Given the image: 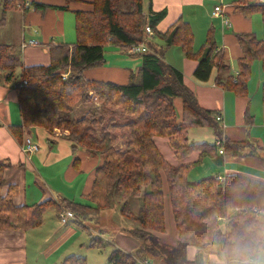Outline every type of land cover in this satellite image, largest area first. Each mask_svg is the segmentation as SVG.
<instances>
[{
	"label": "trees",
	"instance_id": "16d2710c",
	"mask_svg": "<svg viewBox=\"0 0 264 264\" xmlns=\"http://www.w3.org/2000/svg\"><path fill=\"white\" fill-rule=\"evenodd\" d=\"M71 1L78 0H66L56 8L68 10ZM121 3L122 0H91L89 9L73 10L75 39L71 43H48V64L23 66L20 49L0 43V78L4 82L14 81L22 118L21 125L10 129L14 137L21 141L25 127L42 126L48 131L58 127L67 131L65 137L72 152L83 149L100 160L93 171L91 188L85 194L88 202L67 198L56 202L48 198L15 205L16 185L9 184L6 192H1L7 163L0 159V229L35 227L41 224L47 208L57 212L66 208L82 221L86 214L89 218L92 214L98 216L112 207L114 201H120V214L136 225L128 232L136 238L138 246L134 251L113 248L104 264H197L188 257L187 247L204 249L212 244H219L227 261L255 260L264 251V181L237 172L226 174L223 181L214 175L195 181L188 179L189 169L203 158L222 157L216 145V140L222 137V126L216 118L217 111L199 104L182 72L163 59V49L157 48L152 38L165 47L177 45L185 57L196 60L193 71L196 81L213 80L238 96L248 93L255 60L264 72V39L253 31L235 34L240 54L236 57L237 71L232 73L224 49L215 44L212 27L194 50L192 28L182 17L160 31L156 25L164 16V9L145 14L142 0H130L128 8ZM231 4L234 12L245 16L259 13L264 25V4L255 0H232ZM31 5L29 2L26 6L25 0H0V16L7 10ZM147 22L152 37L145 32ZM142 42L147 50L139 53L140 65L137 71L130 72L126 82L84 76L86 69L103 64L107 46L127 50ZM261 91L264 95V82ZM94 96L100 109H89L84 116L73 118L75 104L88 102ZM177 97L181 99L180 114L174 105ZM248 115L246 112L249 119ZM199 126L212 128L213 142L189 138V130ZM118 134L126 137L122 148L115 146ZM155 136L168 139L179 161L193 152L199 153L198 160L169 163L155 144ZM246 142L247 139L226 138L224 153L237 155L238 148ZM77 161L75 158L74 163ZM164 182L177 230L174 245L154 235L165 231ZM59 264L89 263L83 256L71 254Z\"/></svg>",
	"mask_w": 264,
	"mask_h": 264
},
{
	"label": "crops",
	"instance_id": "0c3cea01",
	"mask_svg": "<svg viewBox=\"0 0 264 264\" xmlns=\"http://www.w3.org/2000/svg\"><path fill=\"white\" fill-rule=\"evenodd\" d=\"M90 1H71L68 4V10H63L56 7L63 6L66 0H25L26 6L29 2L32 5L28 8L19 7L7 10L0 16V43L13 44L20 49L23 66L48 64L50 61L48 43L58 42V38H62L64 11L73 13V10L89 9L91 7ZM142 2L145 14H148L150 10H165L164 16L156 25V28L160 31H164L178 17H182L188 22L194 35V50L199 48L206 37L207 30L212 27L215 44L218 48L224 49L229 63L230 60H236V57L240 54L236 33L253 31L259 38L264 39V33L260 35L252 26V17L255 13L245 16L234 12L231 4L232 0H147L146 9L144 8V0ZM256 2L257 0H255ZM39 4H45L49 7L42 9L38 7ZM217 4L225 6L222 15L225 14L229 19V26L222 24L221 16L212 15V11ZM55 22L59 24L58 28ZM152 39L157 48L163 49V59L182 72L184 82L195 92L199 104L204 108L220 113L221 120L219 122L222 126V137L220 139L223 142L226 138L230 141L244 139L248 141L244 147L238 148L237 155L226 154L224 151L219 153L222 154L219 160L212 159L218 163L215 164V167L211 166L212 162L209 157L203 158L199 164L189 169L188 178H190L191 171L195 167L208 161L207 172L211 171L210 175L225 176L228 173L237 172L264 181V95L261 91L264 74L259 72V64L255 67L253 74L251 72L247 95L238 96L233 91L214 84L213 80L208 83L196 81L193 77V71L197 64L196 60L185 57L181 48L177 45L165 47L160 40ZM117 48L118 51H110L111 57L104 52L103 64L86 69L84 76L92 80L126 82L130 72L137 71L141 57L139 54L130 53L128 49ZM236 71V69H233L232 73H236ZM90 101L77 102L73 108L72 116L75 118L84 116L88 109L87 104ZM92 104L97 105L95 102H92ZM18 105L14 81L4 82L0 78V159L7 163L4 169V184L1 192L4 194L9 184L16 185L17 193L13 197L15 205L37 203L48 198L56 202H60L63 198L79 203L88 202L85 194L91 188L93 171L100 160L83 149L72 152L68 139L69 144L67 145L57 144L54 138L65 137V135L56 137L53 131H48L42 126L23 128L21 141L24 140V134L31 135L30 128H36L31 135V139L38 145L37 151L31 154L24 153L21 149V141L17 140L10 130L13 125L22 124ZM174 105L176 112L180 114L181 99L179 97L174 99ZM246 112L249 114V119ZM46 133H49L51 137H47V145L42 146V137ZM214 139L215 135L213 141ZM154 142L163 157L171 164L194 163L199 158V153L193 152L183 161H179L175 157L166 137L155 136ZM168 145L171 149L168 148ZM60 149L62 150V156L58 155ZM75 158H78V161L74 163ZM62 161H64V164L61 166ZM199 174H201L200 171L196 172V175ZM80 175H86V178L85 182L79 185L81 182ZM162 178L165 177L162 176ZM163 195L165 203L167 195L165 182L163 184ZM49 209L55 211L53 217L45 221L43 215L41 224L35 227L24 230L0 229V264H57L63 257L71 254L76 255V252H79L84 245L87 244L88 246L90 231L85 232L87 228L80 218L75 217L71 210L64 208L73 214L64 223L60 221L59 211L57 212L54 208H48L46 211ZM104 211L101 213H104ZM113 211L115 210L111 209V212ZM170 211L171 208L170 210L165 209V231L154 232V234L162 242L174 245L177 240V230L174 225L172 211L171 213ZM114 217L119 220L117 214ZM71 221L74 223L73 225L70 224ZM50 222L52 224L49 230L54 232L46 237L42 236L43 224H49ZM119 222L126 227H136L132 221H130L131 225L124 220H119ZM82 223L84 226H82ZM121 229V227L116 226L114 233L116 234V231ZM56 232H59L58 236L55 234ZM98 234L95 236L96 239H99ZM112 240H108L107 245L110 246L111 250L116 247L122 249L117 245L115 239L112 238ZM135 246V241H132L128 247L122 250L133 251ZM219 248L222 252L221 247L217 244L209 245L200 250L189 245L187 255L190 259L195 260L197 264H264V251L262 256L258 255L253 261L233 262L224 259V261L219 262L216 258L218 255L214 253ZM83 255L87 258L85 253Z\"/></svg>",
	"mask_w": 264,
	"mask_h": 264
},
{
	"label": "rangeland",
	"instance_id": "374dc122",
	"mask_svg": "<svg viewBox=\"0 0 264 264\" xmlns=\"http://www.w3.org/2000/svg\"><path fill=\"white\" fill-rule=\"evenodd\" d=\"M129 1L130 0H122V6L124 8H128L129 6ZM147 0H144V8L146 5ZM146 9V8H145ZM253 18V24L252 26L255 27V30L257 33H260V35H262L264 33V26L261 22L260 19V15L259 13H255V15L252 17ZM56 27H59V24L57 22H55ZM75 39V32H74V14L71 11H64V19H63V35L62 38H58V42H65V43H71L73 42ZM56 42V41H55ZM57 43V42H56ZM117 47L119 46H115V45H110L108 47H106L105 49V53L111 57V53L110 51H114V50H119ZM121 48V47H120ZM259 64V61L255 60L253 65H252V74L255 71V67ZM230 69H237V62L236 60H230ZM260 67V64H259ZM231 70V71H232ZM259 72H261L262 74L263 71L261 70V68L259 69ZM97 98L94 96V101H90V103L87 104V110L89 109H100V103L96 100ZM92 102L97 103V105H93ZM73 112V111H72ZM73 118H75L74 116H72ZM80 118V117H78ZM44 128V127H43ZM36 130V128L32 129L30 128L31 131V135L32 133ZM47 130V129H46ZM53 132H63L66 130H62L58 127H54ZM51 131V132H52ZM49 134V133H48ZM47 133L45 134V136L42 137V146H46L47 142H46V138L47 137H51V135H48ZM214 132L212 130L211 127H204V126H199V127H194L191 128L188 132V136L190 139H194L195 141H203V139L207 140V141H212L213 142V136H214ZM119 139L118 141L115 143V146L118 148H122L124 146V141H125V135L122 134H118ZM54 141L57 144H69L68 140L66 137H61V138H54ZM21 141V145H22ZM168 148H170V146L168 145ZM59 156H62V150L60 149V153L58 154ZM73 157V156H72ZM98 158V157H97ZM99 159V158H98ZM210 161L212 162L211 166L215 167V164L217 165V161H213L212 159H210ZM64 164V161H62L60 163V165L62 166ZM209 167L208 161L204 162L202 165L195 167L190 174V178H188L190 181H195L198 180L202 177L208 176L211 174L210 172H207V168ZM200 171L201 174L196 175V172ZM214 171V170H213ZM85 178L86 175H80L79 179L81 180V182L79 183V185L83 182H85ZM224 180V179H223ZM223 180H219V181H223ZM119 205H120V201H114L112 207L110 208H106L104 213H101V215H95L92 214V217L89 218L88 215L86 214L85 216L87 217L86 219H83L81 222H84L85 226H86V230L85 232H88V230L90 231V239H89V244L87 246L84 245L82 247V249L79 252H76V255L79 256H83L87 262L89 264H104L106 263L107 260V255L109 254V252L111 251L110 246L108 245V240L109 241H113V239H115V242L117 243V245H119L122 249L128 247L129 244H131V242L135 241L136 246L135 248L138 246V242L136 241V238H134L129 232L128 229L130 227H126L124 225H122L119 220H124L127 222V224L131 222L128 220H125L122 215L120 214L119 211ZM48 209V208H47ZM108 209V210H107ZM111 209L115 210L113 212H111ZM136 202H134V207L133 210H136ZM165 209H169L170 210V205H169V201H168V195H166V202H165ZM46 211V210H45ZM53 212H55L52 209L47 210L46 212H44V218L45 221H48L49 219H51L53 217ZM99 213V214H100ZM171 213V211H170ZM109 214H112L111 216H108ZM115 214H117L119 220L114 217ZM53 222V221H52ZM52 222H50L49 224H43L42 227V236H47L48 234L53 233V230H49L50 226L52 224ZM70 224H74L72 221L70 222ZM82 226L83 223H82ZM116 226L121 227V230H117L116 234L114 233V231L116 230ZM99 229V231L97 232V230ZM99 233V234H98ZM57 236L59 235V232L55 233ZM96 234H98L99 239H95L94 237L96 236ZM155 235V234H154ZM156 236V235H155ZM93 240V245L91 244V241ZM52 241V240H51ZM177 241V240H176ZM71 242V241H70ZM219 245V244H217ZM91 246V247H90ZM134 248V249H135ZM109 250V252H108ZM200 250V249H199ZM87 251V252H84ZM126 251V250H125ZM132 251V250H130ZM134 251V250H133ZM83 253H85L87 255V258L85 255H83ZM214 253H216L218 256L216 257L217 260L220 261H224V256L222 254V252L220 251V248L217 249ZM259 256H262V253L259 254ZM65 257L62 258V260ZM62 260L60 262H62ZM60 262H58L57 264H59ZM236 262V261H233ZM231 263V262H230ZM146 264V263H145ZM203 264V263H200Z\"/></svg>",
	"mask_w": 264,
	"mask_h": 264
},
{
	"label": "built area",
	"instance_id": "2783aa9c",
	"mask_svg": "<svg viewBox=\"0 0 264 264\" xmlns=\"http://www.w3.org/2000/svg\"><path fill=\"white\" fill-rule=\"evenodd\" d=\"M256 3H258V4H264V0H257ZM222 12H223V7L220 6V5H216L214 7L213 11H212V15L213 16H221L222 17V19H221L222 24L223 25H226V26H229L230 25V21L225 16V14L222 15ZM146 30H147L148 36L152 37V30L148 26H146ZM29 42L30 43H33L32 41H29ZM128 50H129L130 53L139 54V53L145 52L147 50V47H146L145 43L142 42V43L132 44L128 48ZM216 118L219 121L221 120L220 113H217L216 114ZM23 141H25L27 143L28 149H31L32 148V146L30 144V138L29 137L24 138ZM223 144H224V142H223L222 139H217L216 140V145L218 146L219 153H223V151H224L223 150ZM218 178H219V180H223L224 179V177H222V176H218ZM236 210H240V209L239 208H236ZM254 210H256L255 207H254ZM72 215L73 214H72L71 211L65 210L64 208L59 210V216H60V221L61 222H64V223L67 222V220L69 218H71ZM221 219H223V218H221Z\"/></svg>",
	"mask_w": 264,
	"mask_h": 264
},
{
	"label": "bare ground",
	"instance_id": "6f19581e",
	"mask_svg": "<svg viewBox=\"0 0 264 264\" xmlns=\"http://www.w3.org/2000/svg\"><path fill=\"white\" fill-rule=\"evenodd\" d=\"M217 5H220V6H222L223 8L225 7L223 4H217ZM146 26H148L149 28H150V26H149V23L147 22L146 23V25H145V32H146V34H147V30H146ZM151 29V28H150ZM152 30V29H151ZM148 35V34H147ZM152 36H153V32H152ZM51 43H56V42H51ZM67 133V131H63V132H53V134L56 136V137H61V136H64L65 134ZM26 137H29L30 138V144H31V146H32V148L31 149H28V147H27V143L25 142V141H23L22 142V145H21V149H22V151L24 152V153H26V154H31V153H33V152H35V151H37V149H38V145L36 144V143H34L33 142V140L31 139V135L30 134H24V136H23V138H26ZM218 176H220L219 174H216V175H214V177H216L218 180H219V178H218ZM222 177H224V176H222ZM150 264L149 262H139V264Z\"/></svg>",
	"mask_w": 264,
	"mask_h": 264
}]
</instances>
